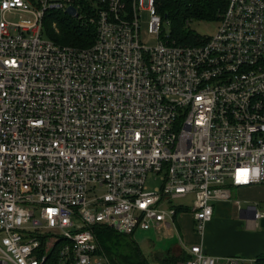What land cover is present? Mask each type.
I'll list each match as a JSON object with an SVG mask.
<instances>
[{
	"label": "built area",
	"instance_id": "built-area-1",
	"mask_svg": "<svg viewBox=\"0 0 264 264\" xmlns=\"http://www.w3.org/2000/svg\"><path fill=\"white\" fill-rule=\"evenodd\" d=\"M50 15L93 44L45 40ZM162 22L155 0H0V264H108L94 228L173 239L188 196L199 234L219 202L264 219L231 194L264 185V0H225L197 45ZM182 245L183 264H218Z\"/></svg>",
	"mask_w": 264,
	"mask_h": 264
},
{
	"label": "trees",
	"instance_id": "trees-1",
	"mask_svg": "<svg viewBox=\"0 0 264 264\" xmlns=\"http://www.w3.org/2000/svg\"><path fill=\"white\" fill-rule=\"evenodd\" d=\"M158 14L162 20L170 21L172 32L169 35L171 39L178 44L197 45L202 38L192 32L185 31V25H189L191 20H218V15L225 8V0H155ZM53 20H56L59 33L52 36V40L58 44L72 46L76 48H87L93 44L94 29L80 28L75 22L66 17L59 19L57 16L47 17L45 25L50 27ZM94 234L99 246V254L106 257L109 264H129L128 258L123 253L126 243L124 239H130V236H123L115 233L105 227L94 228ZM119 258L122 259L119 261ZM156 263L174 264L176 262L184 263L188 259L186 252H182L178 257L169 253H164V257L155 256ZM132 264H146L145 260L138 257ZM253 264H264V255L259 256Z\"/></svg>",
	"mask_w": 264,
	"mask_h": 264
},
{
	"label": "rangeland",
	"instance_id": "rangeland-1",
	"mask_svg": "<svg viewBox=\"0 0 264 264\" xmlns=\"http://www.w3.org/2000/svg\"><path fill=\"white\" fill-rule=\"evenodd\" d=\"M142 17V33L145 37L146 30L149 23V14L147 11L141 13ZM8 21L16 22L17 18L14 16H6ZM171 22L163 20L162 22V34L167 35L172 32ZM219 23L218 20H198L192 19L189 25H185V31L192 32L193 34L199 35L201 37H212L218 31ZM43 38L45 40L52 39L54 32L51 27L46 25L43 27ZM145 41V40H144ZM147 45L153 47L156 44L155 40L146 41ZM156 176L151 174L148 176L146 181V186L150 190H154L160 186V181L155 179ZM255 191V192H254ZM242 202V207H245L247 203L255 204L257 200H264V191L262 190H252L244 195L238 197ZM193 197L188 196L183 200H175L172 202L174 207H183L186 209L184 214L178 215L174 221L177 226L178 233L175 234L173 239H166L158 236L154 230L142 231L137 230L130 239H124L126 246H124L123 253L128 258L129 264L137 261L138 257L145 260L146 264H159L156 263L155 256L159 255L164 257V253L169 251L170 254L178 257L180 253L173 249L174 247L183 248L182 244H194L197 238L201 236L196 230L193 231L191 223V208H192ZM264 205H261V207ZM104 260H107L105 256ZM122 259L119 258V261ZM108 262V261H107ZM123 263V262H122ZM109 264V263H108ZM174 264H183L182 262H176Z\"/></svg>",
	"mask_w": 264,
	"mask_h": 264
},
{
	"label": "crops",
	"instance_id": "crops-1",
	"mask_svg": "<svg viewBox=\"0 0 264 264\" xmlns=\"http://www.w3.org/2000/svg\"><path fill=\"white\" fill-rule=\"evenodd\" d=\"M252 190L264 191V185L233 189L232 200L240 201L239 196ZM253 205L257 206L258 211L264 213V207H261L264 205V200H257L255 204L247 203L245 207H242L241 202L243 210ZM213 207L214 217L205 226L203 234L197 238L196 243L184 245H200L206 255L217 259L218 264H224L228 258H238L242 259L244 264H252L259 256L264 255V227L254 220L253 215L240 211L232 201L219 202ZM185 212V210L180 211L177 216ZM191 217L194 231L192 214ZM175 228L176 234L178 233L176 225ZM173 249L180 254L184 252L183 248L174 247Z\"/></svg>",
	"mask_w": 264,
	"mask_h": 264
},
{
	"label": "water",
	"instance_id": "water-1",
	"mask_svg": "<svg viewBox=\"0 0 264 264\" xmlns=\"http://www.w3.org/2000/svg\"><path fill=\"white\" fill-rule=\"evenodd\" d=\"M68 13L74 14V10L73 9H69ZM260 225H261V227H264V219L260 221Z\"/></svg>",
	"mask_w": 264,
	"mask_h": 264
}]
</instances>
